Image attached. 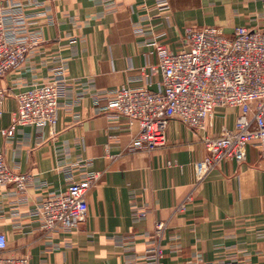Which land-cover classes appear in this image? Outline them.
<instances>
[{
	"label": "crops",
	"instance_id": "obj_1",
	"mask_svg": "<svg viewBox=\"0 0 264 264\" xmlns=\"http://www.w3.org/2000/svg\"><path fill=\"white\" fill-rule=\"evenodd\" d=\"M0 0L25 6L39 36L26 58L0 80V152L9 167L32 176L28 194L0 186V233L7 255L30 264H264V160L258 141L247 160L226 159L199 179L206 158L204 132L172 120L167 145L136 148L139 130L109 109L123 85L158 88L159 56L151 43L173 51L186 46L188 29L237 26L264 32V0ZM59 81V121L18 126L16 95ZM239 109L218 108L207 133L233 128ZM88 214L68 230L47 231L37 207L88 178ZM184 204V209L180 206ZM164 224L162 229L158 225ZM157 250L158 259L149 258Z\"/></svg>",
	"mask_w": 264,
	"mask_h": 264
},
{
	"label": "built area",
	"instance_id": "obj_2",
	"mask_svg": "<svg viewBox=\"0 0 264 264\" xmlns=\"http://www.w3.org/2000/svg\"><path fill=\"white\" fill-rule=\"evenodd\" d=\"M157 8L170 17L168 0H158ZM25 6L18 2L0 4V80L26 58L39 36L32 32ZM151 43L159 56L152 72L162 79L156 90L121 86L108 107L125 116L131 125L137 123L136 148L154 150L167 145V130L172 120L204 132L202 141L208 151L195 164L199 179L226 159L239 163L247 160L248 148L258 141L264 160V32L237 26L232 35L221 28L206 26L188 29L187 43L178 51L170 50L157 39ZM10 96L0 86V115ZM59 81L37 84L16 95L17 112L12 126L3 130L12 136L18 126H50L59 121ZM234 107L239 114L233 128H223L220 135L207 133L214 127L218 108ZM32 176L11 169L0 152V186L13 184L22 196L28 194ZM95 181L88 178L69 184L66 191L46 198L37 207V215L47 231L76 228L88 214V192ZM185 205L180 206L184 209ZM164 224L160 223L158 229ZM8 242L0 233V264H30L28 256L7 255ZM157 250L149 258L158 259Z\"/></svg>",
	"mask_w": 264,
	"mask_h": 264
}]
</instances>
